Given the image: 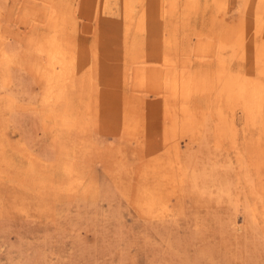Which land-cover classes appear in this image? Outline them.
Returning <instances> with one entry per match:
<instances>
[{"label":"rangeland","instance_id":"rangeland-1","mask_svg":"<svg viewBox=\"0 0 264 264\" xmlns=\"http://www.w3.org/2000/svg\"><path fill=\"white\" fill-rule=\"evenodd\" d=\"M0 264H264V0H0Z\"/></svg>","mask_w":264,"mask_h":264},{"label":"bare ground","instance_id":"bare-ground-1","mask_svg":"<svg viewBox=\"0 0 264 264\" xmlns=\"http://www.w3.org/2000/svg\"><path fill=\"white\" fill-rule=\"evenodd\" d=\"M254 48V46L252 47V44H251V42H249V43H246L245 45H244V47H243V50H242V57H244V56H246V55H248L249 53L250 54H253V52L251 53V50ZM263 50V49H262ZM235 51V50H234ZM261 52V51H260ZM236 54H238V52H236ZM241 54H239V55H241ZM254 58V57H253ZM255 58H256V56H255ZM258 58V57H257ZM257 60V59H256ZM227 82V81H226ZM239 87V86H238ZM243 87V86H242ZM232 88V87H231ZM240 90V89H239ZM238 91V90H237ZM258 94V92H257V90L256 91H253L252 92V94L250 95L251 96V99L253 100L255 97H254V95L255 94ZM244 95H246V94H244ZM256 96V95H255ZM257 97V96H256ZM245 98V97H244ZM248 100V99H247ZM254 101H256V98H255V100ZM249 107V106H248ZM256 122V121H255ZM187 172V171H186Z\"/></svg>","mask_w":264,"mask_h":264}]
</instances>
